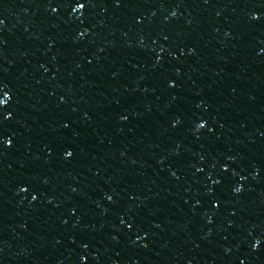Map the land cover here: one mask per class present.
I'll return each mask as SVG.
<instances>
[{"label":"water","instance_id":"1","mask_svg":"<svg viewBox=\"0 0 264 264\" xmlns=\"http://www.w3.org/2000/svg\"><path fill=\"white\" fill-rule=\"evenodd\" d=\"M72 7L0 0V264H264V0Z\"/></svg>","mask_w":264,"mask_h":264},{"label":"snow or ice","instance_id":"2","mask_svg":"<svg viewBox=\"0 0 264 264\" xmlns=\"http://www.w3.org/2000/svg\"><path fill=\"white\" fill-rule=\"evenodd\" d=\"M70 2H72V4H73L72 10L74 12L77 11V10H82V9H84L87 6V0H70ZM117 2H118V0H117ZM53 11H56V9L53 8ZM252 17H253V19H257L258 18L257 13L253 12L252 13ZM0 23H2V21H0ZM168 83H169V85H171L173 82L169 81ZM3 87L4 86L2 84H0V89H2ZM3 95L7 96L8 93L7 92H3ZM3 103H4V100L0 99V104H3ZM3 119H7V116H4ZM204 126H205L204 125V121H200L197 124L198 128H201V127H204ZM11 143H12V141H11V139L9 137L5 136L3 133H0V145H2V146H10ZM63 155L65 157H71L72 151L70 149L66 148L63 151ZM234 191H237V192L240 191L239 187H236L234 189ZM33 199H35V197H33ZM213 205L214 206H218L216 201H213ZM253 247H256V245L253 244Z\"/></svg>","mask_w":264,"mask_h":264}]
</instances>
